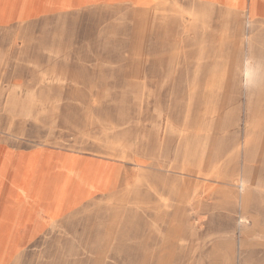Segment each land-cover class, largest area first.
<instances>
[{
    "label": "rangeland",
    "instance_id": "1",
    "mask_svg": "<svg viewBox=\"0 0 264 264\" xmlns=\"http://www.w3.org/2000/svg\"><path fill=\"white\" fill-rule=\"evenodd\" d=\"M56 26L63 44L46 68L19 85L0 80V144L12 154L106 160L141 176L53 225L45 215L53 206L32 203V229L49 226L12 264H264V22L186 0L47 14L24 32L15 27L32 69ZM113 55L153 69L114 70ZM20 60L16 72L27 75Z\"/></svg>",
    "mask_w": 264,
    "mask_h": 264
},
{
    "label": "bare ground",
    "instance_id": "2",
    "mask_svg": "<svg viewBox=\"0 0 264 264\" xmlns=\"http://www.w3.org/2000/svg\"><path fill=\"white\" fill-rule=\"evenodd\" d=\"M90 1L21 0L19 2V0H0V24L2 26L12 18H16V22L19 23L16 26L24 32L26 26L32 22L33 17L42 12L55 10L52 15L62 16L67 14L68 9L72 6ZM135 1L138 4L147 5L153 0ZM153 8L140 10L149 11ZM64 31V29L56 26L52 38H50L51 33H49L45 35V39L40 40V47L38 51L35 50L38 61L52 59L57 55L56 48L63 44ZM78 38L77 34L73 33L69 43L77 42ZM251 71L252 66L247 58L244 62L243 74L246 81H248ZM173 100H175V104L179 102L177 97L171 96L170 101ZM40 158L39 152L29 156L21 152L18 157H15L9 149L0 144V264H3L10 252L19 250L28 237L31 238L30 236L36 229L42 231L45 228V225L35 224L32 229V222H34L36 215H39V213L30 210L31 208L29 209L33 206L32 203L45 202L53 206L45 213L49 223L53 225L56 222L54 221L56 220L55 214H57V208H60V204L65 203V207L60 212V215H63L75 206L85 194L87 195L86 187L96 191L107 190L116 183L117 175L109 176L108 167L102 161L95 168L86 169L90 171L89 174H83L82 167H86L87 164L82 166L83 163H79L77 157H66L57 161L52 157L45 161L42 166ZM55 162H59L60 172L56 171ZM238 181L241 182L240 197L243 202L241 206L247 207L252 201V194L243 172L236 180V182ZM16 188L17 190H15ZM238 196L239 193L236 197V203ZM38 210L42 212L41 208H36V211ZM30 225L31 227H29Z\"/></svg>",
    "mask_w": 264,
    "mask_h": 264
},
{
    "label": "crops",
    "instance_id": "3",
    "mask_svg": "<svg viewBox=\"0 0 264 264\" xmlns=\"http://www.w3.org/2000/svg\"><path fill=\"white\" fill-rule=\"evenodd\" d=\"M21 0H19L20 2ZM165 0H153L151 3L145 5V4H138L135 0H91L88 3L80 4V5H74L70 9H68V12L76 11V10H82L89 8L90 10L93 9H101L104 10L109 7H121L122 5L128 6L130 9L139 10L140 9H151L155 8L158 4L163 2ZM187 2H193L200 5H209L211 7H214L217 10L220 11H232L237 13H245L250 20H262L264 22V0H240V2H237L236 0H186ZM153 8V9H154ZM55 10H50L48 12H42L37 16H34L33 19L36 20V18H41L43 16H46L47 14H52ZM16 24H19L16 22V18H12L9 22L5 24H0V30L2 29V32L0 33V47H2V51L0 54V80H2L3 86H15L19 85L23 82H25L28 78H31L32 76L36 75L37 73H40L43 69V67H47L46 60L43 59V61H39V65H41V68L32 69L31 65H29L30 57L32 56L31 50L28 49V44L26 39H22V42L19 40L20 38L16 37ZM95 33L94 34H88L85 38L82 39L81 42L78 43V46H82L85 43L91 42V40H94ZM87 44V45H88ZM22 48V51L20 50ZM22 53V54H20ZM20 56L23 57L24 60H20L24 63V69H26V64L29 65V71L26 74H22L19 72H16L15 69V62L16 59ZM57 59H54L51 61L56 62ZM44 62V63H43ZM116 66H114L112 69L114 70H134V71H145L153 69L151 66L150 61H146L143 59H134L131 58L130 60L122 58L120 55H113L112 58H110V62ZM45 64V65H43ZM38 65V66H39ZM27 70V69H26ZM139 77V76H137ZM130 93V92H129ZM136 93H139L136 91ZM21 153L13 154L15 157H18ZM40 163L41 166L44 164L45 161L52 158L57 160H63L66 157L73 158L77 157L79 163H83V165H86L90 168H95L96 165H98L101 161L105 163V165L109 168H113L115 171V174L117 175L116 183L113 187L107 189V190H99L96 191L95 189L91 190L90 187H86L87 195L83 196L75 206H73L71 209H69L65 214H63L60 218L54 220L59 221L63 218L68 217L73 212L77 211L81 206L84 204L98 198L101 196H106L108 194H111L115 191L121 190L123 188H126L129 184L135 183L140 179L141 172L138 170H133L132 167H122L121 165L114 164L112 162L106 161V160H98L92 157H86L81 156L77 154L72 153H66V152H60L56 150H49L44 149L40 150ZM27 155V154H26ZM29 156V154H28ZM60 164L59 162H55V168L56 171L60 170ZM49 225H46L45 228L32 236L31 238L28 237L29 244L33 243L35 239L40 237L44 230ZM20 253V249L14 252H10L8 256L5 258L3 264H12V261L14 260L15 256Z\"/></svg>",
    "mask_w": 264,
    "mask_h": 264
},
{
    "label": "clouds",
    "instance_id": "4",
    "mask_svg": "<svg viewBox=\"0 0 264 264\" xmlns=\"http://www.w3.org/2000/svg\"><path fill=\"white\" fill-rule=\"evenodd\" d=\"M247 87V85H245Z\"/></svg>",
    "mask_w": 264,
    "mask_h": 264
}]
</instances>
